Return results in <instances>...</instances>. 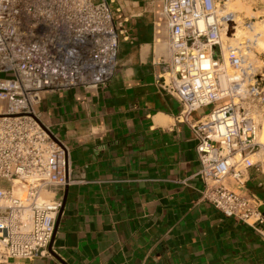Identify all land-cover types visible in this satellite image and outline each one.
<instances>
[{
    "label": "built area",
    "instance_id": "2783aa9c",
    "mask_svg": "<svg viewBox=\"0 0 264 264\" xmlns=\"http://www.w3.org/2000/svg\"><path fill=\"white\" fill-rule=\"evenodd\" d=\"M223 2L160 0L151 28L165 59L155 82L179 104L176 120L187 123L201 199L264 241L261 200L245 186L247 170L259 166L249 157L260 147L264 70L249 62L252 41L234 37L233 13L219 10ZM126 21L114 20L106 0H0V264L49 255L57 195L71 181L68 149L35 105L44 93L97 91L108 83L118 42L129 41ZM250 24L242 20L244 28ZM207 105V113L187 119ZM15 180L23 182L21 193Z\"/></svg>",
    "mask_w": 264,
    "mask_h": 264
},
{
    "label": "crops",
    "instance_id": "0c3cea01",
    "mask_svg": "<svg viewBox=\"0 0 264 264\" xmlns=\"http://www.w3.org/2000/svg\"><path fill=\"white\" fill-rule=\"evenodd\" d=\"M106 1L115 21L127 19L129 39L118 42L113 77L97 91L44 93L34 107L67 147L71 181L57 195L49 255L20 264H264V241L201 199L187 123L156 85L160 0ZM245 186L259 191L264 214L252 168Z\"/></svg>",
    "mask_w": 264,
    "mask_h": 264
},
{
    "label": "rangeland",
    "instance_id": "374dc122",
    "mask_svg": "<svg viewBox=\"0 0 264 264\" xmlns=\"http://www.w3.org/2000/svg\"><path fill=\"white\" fill-rule=\"evenodd\" d=\"M225 3L229 4L228 7H231L230 8L231 12H232L231 10L232 8L235 9L233 10L234 13L239 15V17L241 16L240 17L241 20L249 19L251 22H254L257 25H260L264 29V0H225ZM220 5H222V3H220ZM235 5L237 6L235 7ZM228 7L226 9L227 11H229ZM237 9H239L240 11L238 10L239 12H237ZM241 11H243L244 13ZM255 51H256L255 59L258 60V62L256 63V66L261 67V71H263L264 70V51L262 50L257 51V49ZM214 56H216L215 53H214ZM260 85H264V77ZM263 105L264 103L260 106L258 113H260ZM210 108H211V105L202 106L196 112H198L199 114H204V113H207L210 110ZM261 117L264 120V107L262 109ZM260 140H262V143L264 144V130H263L262 124H261L260 134H259V141ZM261 149L262 148L259 147V149L256 151L259 153L256 156L249 157V158L252 162L257 161V163L259 164V166L257 167V170L254 169L253 167L251 168L253 169L254 173H256L264 181V148L262 150Z\"/></svg>",
    "mask_w": 264,
    "mask_h": 264
},
{
    "label": "bare ground",
    "instance_id": "6f19581e",
    "mask_svg": "<svg viewBox=\"0 0 264 264\" xmlns=\"http://www.w3.org/2000/svg\"><path fill=\"white\" fill-rule=\"evenodd\" d=\"M227 3H228V1H227ZM227 3H225V0H224V2L222 3V5L219 6V10H221V12L227 11L226 9L229 6V4H227ZM236 6L237 5H235V7ZM228 8H229V11H230V8L231 7H228ZM237 8H239V7H237ZM231 10L233 12V19H234V21L236 23V25L234 26V34H233L234 37L235 38L246 37V38H248L249 40L252 41V46H253V48L255 50L257 49V51L258 50L264 51V29L260 25H257L254 22H251L250 28H248V29L247 28H244L243 25H242V20L240 18L241 16L239 17V15H237L236 13H234L233 10H235V9L232 8ZM238 10L239 9H237V12L240 11V10L239 11ZM241 12H243V11H241ZM225 37H226V39L229 40L230 43L233 42V40L229 36H225ZM157 51H160L159 48H158ZM247 55H248V59H249V62L250 63L256 64L258 62V60H256L255 57L252 55V52H249L248 51L247 52ZM263 107H264V105L262 106V109H263ZM262 109H261L260 113L258 114L259 127H258V131H257L256 137H255V140L259 144V146L263 149L264 148L263 147L264 144L262 143V140L259 141V134H260L261 124L263 125V130H264V120L261 117ZM258 153L259 152H255L250 157L256 156ZM12 185H13V189H14L15 193H21L22 192L23 182L18 181V180H15V181H12Z\"/></svg>",
    "mask_w": 264,
    "mask_h": 264
},
{
    "label": "trees",
    "instance_id": "16d2710c",
    "mask_svg": "<svg viewBox=\"0 0 264 264\" xmlns=\"http://www.w3.org/2000/svg\"><path fill=\"white\" fill-rule=\"evenodd\" d=\"M254 190V191H253ZM251 192L255 193L256 195L259 194V191L257 189H253Z\"/></svg>",
    "mask_w": 264,
    "mask_h": 264
},
{
    "label": "water",
    "instance_id": "95a60500",
    "mask_svg": "<svg viewBox=\"0 0 264 264\" xmlns=\"http://www.w3.org/2000/svg\"><path fill=\"white\" fill-rule=\"evenodd\" d=\"M64 188H65V187H64ZM62 205H63V201H61V205H60L59 211L61 210Z\"/></svg>",
    "mask_w": 264,
    "mask_h": 264
}]
</instances>
